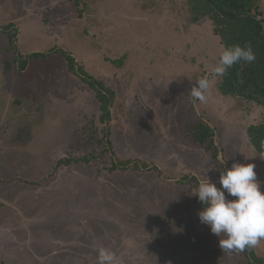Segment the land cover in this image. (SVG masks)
Listing matches in <instances>:
<instances>
[{"label": "rangeland", "instance_id": "374dc122", "mask_svg": "<svg viewBox=\"0 0 264 264\" xmlns=\"http://www.w3.org/2000/svg\"><path fill=\"white\" fill-rule=\"evenodd\" d=\"M254 4L264 20V0ZM192 5L0 0V264H97L101 245L120 264H250L220 249L191 193L202 179L219 186L233 162L253 163L264 191V158L247 135L264 108L219 91L215 31L226 27ZM61 49L113 91L107 137L94 91ZM205 76L207 100L193 101ZM200 121L216 158L194 142ZM253 249L264 258V240Z\"/></svg>", "mask_w": 264, "mask_h": 264}, {"label": "trees", "instance_id": "16d2710c", "mask_svg": "<svg viewBox=\"0 0 264 264\" xmlns=\"http://www.w3.org/2000/svg\"><path fill=\"white\" fill-rule=\"evenodd\" d=\"M192 2V7L200 11L202 10V15L212 12L218 16L217 19H221L223 26L226 28L224 30H216L215 32L219 35L223 46L234 44L243 46L249 44L256 55V59L252 63L245 64L241 62L233 65L220 78L218 83L219 91L223 95H235L261 105L264 108V20L260 10L254 4V0H192ZM54 50L55 48H51L48 53ZM61 52L68 61L69 67L94 91L100 104L101 120L105 123L103 136L107 137L109 134L107 123L110 117V106L114 97L113 91L106 87L101 80L89 75L81 66H78L74 57L69 52H65L62 49ZM32 54L44 55L42 52H34ZM16 59L20 65L23 59L22 56L17 54ZM191 133L194 142L206 144L207 148L212 151V156L216 158L218 150L214 145V134L211 128L200 121L192 127ZM247 135L251 145L264 158V114L260 123L248 127ZM106 140L107 144L110 145V140ZM61 162L68 164L69 159L59 160L58 165ZM113 162L112 169L126 168L130 163L128 161ZM132 167L135 169H149V166L138 162H134ZM152 168L157 173L160 172L158 167L153 166ZM183 178V180L179 181L196 180L194 176L190 177L189 175L183 176ZM194 199L200 207H203L196 196H194ZM240 252L250 264H264V258L256 254L253 247H246Z\"/></svg>", "mask_w": 264, "mask_h": 264}, {"label": "clouds", "instance_id": "9594fccd", "mask_svg": "<svg viewBox=\"0 0 264 264\" xmlns=\"http://www.w3.org/2000/svg\"><path fill=\"white\" fill-rule=\"evenodd\" d=\"M255 59L249 44L221 46L211 74L223 77L233 65L252 63ZM208 88V78H198L190 88L191 99L205 103ZM254 168L253 163L233 162L230 167L219 170V186L206 178L200 180L191 193L203 205L198 211L200 222L219 237V247L223 251H243L264 240V191H261ZM226 193L234 199H228ZM222 234L223 238H220ZM96 252L97 264H120L112 250L101 245Z\"/></svg>", "mask_w": 264, "mask_h": 264}]
</instances>
